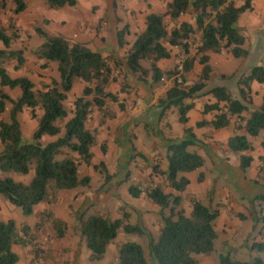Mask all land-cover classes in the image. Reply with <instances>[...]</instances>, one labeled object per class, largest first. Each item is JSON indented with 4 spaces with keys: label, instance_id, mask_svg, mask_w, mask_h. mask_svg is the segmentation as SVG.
<instances>
[{
    "label": "trees",
    "instance_id": "1",
    "mask_svg": "<svg viewBox=\"0 0 264 264\" xmlns=\"http://www.w3.org/2000/svg\"><path fill=\"white\" fill-rule=\"evenodd\" d=\"M11 15L25 8L24 0H11ZM75 0H46L51 9L65 5L71 6ZM6 6L0 0V13ZM250 9L249 0L235 5V0H168L163 12H148L144 16L143 29L135 34L130 43L124 39L127 27L115 31L117 49L124 47L123 53L102 55L86 45L71 42L61 35H49L39 28L35 32L41 39L33 54L44 61L56 62L58 78H50L41 88L25 76L11 77L6 63L15 62L13 68L22 66L24 58L21 49H13L10 43L17 36L14 18L7 19L6 27L0 26V197L7 203L20 209L23 216L32 212L33 206L47 201L59 190H69L86 186L88 176H79L77 165L91 164V147L95 134L87 127V121L93 109L101 118L110 115L106 105L117 102V93L107 90L111 82H116L118 92L129 93L140 89L145 102L152 99L153 89L165 79L170 85L150 103L145 112L154 113V123L146 124L154 133L166 110L177 109L178 120L183 124L182 135L176 138H163L166 167L153 169L163 175L166 186L182 193L188 183L184 173L195 171L203 165V157L189 147L197 140L192 128L186 126V111L192 106L186 99L209 95L213 101L205 102L201 112L214 111L209 120H200L196 127L209 125L213 129L223 128L230 123L235 129H243V134L234 133L226 140L227 149L237 154L236 170L244 173L251 157L245 152L251 149L246 135L256 137L261 134V147L264 150V92L258 105L253 103L252 81L264 84V67L252 64L246 69L231 74H219L215 81L213 68L209 64L208 53L226 50L233 58H245V37L243 28L237 25L240 15ZM189 14L192 22L183 20ZM168 19L166 21L165 19ZM9 30L11 32H9ZM195 41L193 53L190 47ZM125 47V45H127ZM170 48H175L178 60L173 68L162 70L157 61L170 57ZM200 64L195 78L186 82L184 74L190 71L194 63ZM180 63L181 69H176ZM83 86L80 94L73 97L70 105L66 103L75 79ZM18 89L16 97L9 96L4 90ZM9 107L5 109V104ZM27 109L29 118L35 119L36 127L26 140L22 136L18 114ZM52 140L42 142L44 136ZM258 172L264 171V157H259ZM99 173L107 177L102 163L92 165ZM31 176L26 182L14 180L9 173ZM197 180L201 179L198 174ZM261 190L252 196L257 201L259 215L254 218L264 227V183L252 181ZM132 195L140 190L134 185L128 187ZM210 193V192H209ZM144 196L156 204L158 210L155 234L146 231L141 225L123 223L121 219H110L100 214L80 216L75 223V231L85 242L90 260L102 258L106 245L110 243L119 228L125 233L146 235L147 258L142 247L134 241H125L116 248V264H198L196 255H207L213 248L216 237L214 230L218 209L199 199L189 198L188 209L181 205V194L163 191V185H148ZM48 216V214H47ZM53 227L60 232L64 223L53 219ZM60 229V230H59ZM27 225L20 228L14 220L0 219V264H15L18 257L12 250L13 244H25ZM251 248L264 250V239L252 242ZM226 264H264L259 257L248 261L221 259Z\"/></svg>",
    "mask_w": 264,
    "mask_h": 264
},
{
    "label": "crops",
    "instance_id": "2",
    "mask_svg": "<svg viewBox=\"0 0 264 264\" xmlns=\"http://www.w3.org/2000/svg\"><path fill=\"white\" fill-rule=\"evenodd\" d=\"M166 1L168 0H90L86 3L84 0H75V3L71 6L65 5L55 9H48L55 12L49 13V16H57L54 18L55 21L63 27L64 35L61 36L71 42L82 43L86 46L88 43H91L94 48H97L101 41L104 42L107 39L106 36L110 35L113 39L115 31L121 29L124 25L127 27L124 39L127 43H130L132 40L130 41L129 36L131 35L134 37L135 34L139 33L143 29L144 16L148 12H163ZM243 1L244 0H235V5H240ZM35 5V3L26 5L25 2V8L23 11L16 15H11L10 9L12 6L7 5L8 8H4L0 13V20L2 21V17H6V19H8L9 17H18L22 12H27L32 21V17L35 15L32 14V11L37 9L45 11L43 7L36 8ZM249 6L250 9L244 11L240 15L237 25L243 28V35L245 37L243 46L248 44L252 49H254L253 47L258 44V39L264 35V0H249ZM104 7L110 9L109 12H107V10L104 11ZM132 11L135 12L134 15L132 14ZM137 11H140V14L136 13ZM93 12L96 15L93 16ZM4 13L6 14L3 16ZM105 15V20H103L101 17H104ZM121 18L126 19V21L119 28L118 26L120 20H122ZM49 19L50 18H45L43 20ZM183 20L192 22L190 15L189 19L183 18ZM127 46L128 44L125 45V47ZM1 47L3 46L0 42V48ZM10 47L13 49H21L23 58H26V50L21 46L12 47V43H10ZM176 51L177 50L175 48H170V57L158 60L157 66L162 70H167L168 68L163 65L167 60H176V57L178 56H175ZM98 52L102 55H112L116 52L121 54L120 51L117 50V46L112 48L110 51L104 50L103 52ZM248 52L249 50H247L245 58H241L242 61L247 60L249 54ZM29 53L36 61V68L38 67L40 70L41 68L43 69L45 65L44 61L37 58L33 52ZM211 54L218 53H208V62L212 66L210 61ZM231 58L232 56L230 54L229 59ZM24 65H26V61L23 62L22 66V68L25 69ZM196 66H198L197 71H199L200 64L195 62L192 69L184 74L186 82L193 80L191 77V71H194ZM241 68L245 69L244 67ZM27 78L30 79V77ZM31 82L33 83L32 80ZM45 83L48 82L45 81L44 84ZM169 85L170 79H167L160 93H162ZM82 86V82L76 78L73 82L70 93L74 92L75 96H78ZM250 87L252 89L253 103L258 105L260 96L264 92V84L252 81ZM107 90L112 93H117L118 102L122 103L126 100V94L118 92V85L116 82H111ZM135 99V104L131 109L123 107V109L120 110L119 108H115V106L109 101L108 103L110 106L107 104L106 107L109 110L110 115L103 118H101L100 114L95 109L91 112V115L93 116L92 118L94 119L88 128L94 132L95 141L91 147V164L85 165L80 163L77 165L78 175H85L89 178V182L86 186H82L81 188L75 187L72 194L73 201H79L80 203L78 207L72 206L68 190H59L55 192L49 200L35 204L32 212L27 215V218H24L15 213L12 205L0 198V219L4 221L12 219L17 226L27 225L29 232L33 233L35 228L33 226L38 224L36 226H38L41 230L46 231V233L50 236L45 254L47 257H51V261L45 262V264H105V258L107 256L111 258L113 264H116L117 246L125 241L135 242V239L140 235L125 233L121 228H119L114 239L106 245L102 258L93 262L89 259V251L85 246L84 239L75 231V223L80 216H86L95 212L96 214L106 216L110 219H121L123 223L141 225L146 231L151 234H155L158 229L156 214L158 207L144 196L145 188L151 184L163 185L164 192L181 194L184 198L189 196L196 197L197 199L202 197L208 199L209 197L211 201H216L221 205H223L224 202H228L227 204L225 203L224 206L218 207L219 212L214 223L215 231L220 228H226L227 223L230 220L233 221L236 215H239V218H245L246 215L242 213L238 207L235 209H233V207H229V201L231 200H229V195L224 187H220L222 189L221 190L219 186L215 184V180L204 176L200 170V181H197L196 179V170L184 173L188 183L182 193H178L166 186L163 175L153 171L154 168L161 171L164 170L166 163L164 154L153 157V159L149 162L144 161L143 163L132 159L134 162L132 170L127 168V160L129 158L139 157L142 154L133 147L131 141V138L135 137L133 131L129 134V130H124V128L125 126L129 128L134 125L136 121H140V118L135 119L133 118V115L137 112H141L144 107L146 108L153 102V100L145 102L144 93L140 89L136 90ZM212 101L213 99L209 95L203 96L202 101H199L198 98L192 99V106L185 113L187 118L185 125L192 128V132L197 140L195 144L196 147L194 146V149L191 148V150H194L200 156L203 154L205 156H209L214 160V162L220 159L222 168H228L229 165L236 168L238 164L237 154L230 152L227 149L226 140L234 133L243 134V129L236 130L232 123L219 129H213L209 125L199 127L195 126L197 121L209 120L212 118L214 111L205 113L201 112L203 104L205 102L210 103ZM5 109H7L6 105ZM20 114L21 112L18 114V120L22 130V124L19 116ZM35 127V119L29 118L28 116L27 128H30L29 130L33 131ZM153 136V142L155 143V139L160 136V133H153ZM52 139L53 137L44 135L41 138V141L47 142ZM248 140L251 142V149L247 150L245 153L250 155L251 161L246 169L248 172L247 175H241V177H243L245 181L252 179L260 180L261 178H264V171L258 172L260 165L259 157H264V150L261 147V134L256 137H250ZM160 143L163 146V140H161ZM127 150H129L128 153L130 155L125 157V151ZM99 163H102L105 168V172L107 174L106 178H104L103 172L99 173L98 169H94L92 167V165ZM111 167L113 168L111 169ZM30 176L31 172L27 174V180ZM94 178L96 183L92 180ZM20 181L26 182L21 179ZM130 185H135L140 192L137 195H132L128 190ZM210 186V190H207ZM241 189L243 190V188ZM182 207L185 211L188 209L186 203H183ZM90 210H92V212H89ZM69 218L73 219L74 224L71 233L66 231L64 224L59 226L61 229L59 232L58 229L53 227L51 223V220L53 219L65 223V221ZM262 240L263 239H260V241ZM83 245L85 247H83ZM20 246L21 245L19 244L12 245V250L18 257L15 264H23L25 261H28L30 257L25 252V248L21 249Z\"/></svg>",
    "mask_w": 264,
    "mask_h": 264
},
{
    "label": "rangeland",
    "instance_id": "3",
    "mask_svg": "<svg viewBox=\"0 0 264 264\" xmlns=\"http://www.w3.org/2000/svg\"><path fill=\"white\" fill-rule=\"evenodd\" d=\"M6 1V7L12 6L13 3L11 0H5ZM86 3L90 0H84ZM120 1V0H119ZM154 1V0H152ZM27 4L35 3V7H43L45 11H40L39 9L32 11V14H35L32 17V21L30 19V16L27 14V12H22L18 17L14 18V26H15V32L17 33V36L14 40H12V47H19L21 46L23 49L26 50L24 61H26L25 69L22 68V66L18 69H14L13 66L15 62L10 61L6 63V68L8 71V74L10 76H25L30 77V79L33 81V84L36 88H41L44 85V82H49L50 78H58V73L56 70V62H48V64H45L43 69L36 68L35 64L36 61L34 60V57L29 53L33 52L41 43L40 37L37 35V33L34 31L35 28H39L45 33L49 35H64L63 27L58 24L57 21H55L54 17H50L49 13H55L53 11H50L48 7L46 6V0H24ZM8 5V6H7ZM11 7V8H12ZM104 11L107 10L109 12L110 9L103 8ZM93 11V10H92ZM135 12L132 11V14L134 15ZM136 13L140 14V11H137ZM6 13L3 14V16ZM48 14V15H45ZM96 15L93 12V16ZM106 15L101 18L105 20ZM137 17V16H136ZM49 20H43V19ZM189 19V14L183 15L182 19ZM119 22V28L124 24L126 19L121 18ZM6 17H2V21L0 20V26L6 27L7 21ZM168 21V19H165ZM117 24V23H115ZM9 32H11L9 30ZM115 36V35H114ZM106 40L103 42H100V45L97 46V48H94V46L91 43L87 44V47L94 51H101L104 50L110 51L112 48L116 46V41H114L115 37L112 39L110 35L106 36ZM134 38L133 36H129L130 41ZM129 41V42H130ZM195 41L192 42V45L190 47V54L193 53L194 47H195ZM257 46L253 47L252 49L250 45L245 44L244 48L246 50H249V54L247 57V60H243L241 58H231L230 53H228L226 50H223L222 52L218 54H211V64L213 69V77L212 81H215V78L218 77L219 74H231L233 72H239L241 70V67H244L245 69L252 63L260 64L264 67V35L260 37L257 41ZM120 51V53H123L124 47L117 49ZM28 51V52H27ZM229 59V60H228ZM23 61V62H24ZM178 60L170 59L165 61L164 67H167L168 69L173 68ZM198 66L194 69V71H191V77L192 79L195 78L197 74ZM241 68V69H240ZM167 79L163 80L161 83L155 86L153 89V95L152 99L153 103L155 102V99L159 96V93L161 92V89L163 88V85ZM171 82V80H170ZM46 84V83H45ZM136 90H131L129 93H125V98L121 104L123 107H128L129 109L132 108V106L135 104V97H136ZM9 96L16 97L19 93L18 89H12V90H4ZM130 94V95H127ZM161 94V93H160ZM75 97V93H69L68 98L66 100V103L70 105L71 100ZM202 97H195L192 99L198 98L199 101H202ZM192 99H186L185 102H191ZM115 108L118 107V103L111 102ZM144 103V102H143ZM108 106L109 103H107ZM6 108L9 107V103H6ZM107 106V105H106ZM145 107L141 112H137L135 115H133V118L138 119L140 118V121H136L134 125L127 128L125 126L124 130H129V134L131 131L135 134V137L131 138L133 147L138 150L142 155L137 157H132L127 160L128 169L132 170L133 168V161L137 160L141 163L144 161H150L153 159V157L159 156L164 154L165 155V149L160 143V137L163 138H176L180 137L182 135V128L183 124L179 122L178 120V113L177 109L172 107L169 110H166L165 114L162 116L161 121L156 127V131L160 133V136L155 139V143L153 142V133L154 130L151 129L149 126L154 123V113L148 115V113L145 112ZM120 110V109H119ZM20 121L22 124V136L24 139H28L30 136V133L32 130H29L30 128H27V109H23L21 111ZM6 113L3 112L0 114V118L5 119ZM90 115L89 121H87V127H89L93 121L94 118ZM148 124L149 126H146ZM232 125L235 127V125L232 123ZM90 129V128H89ZM250 137L246 135V139H249ZM194 146L189 147V149H194ZM196 147V146H195ZM129 150L125 151V157L129 156L128 153ZM204 153V152H203ZM203 157V165L199 167L196 172V177L199 174V170L202 172V174L208 178H212L216 181V185L219 186V188L224 187V189L227 191L229 195V207H233L235 209L236 207L239 208V210L244 213L246 216L245 218H239V215L235 216L233 221H229L226 225V228L218 229L216 231V237L213 240V248L207 255H196V258L198 260V264H226L222 262V258L227 257L228 260H234V261H248L252 259L253 257H259L262 261H264V250H257L254 248H251L252 242H259L260 239H264V227H262L260 222H255L254 218L259 215V208L257 201H252V196L261 190V187H256L253 184V180L258 181L259 183H264V178L258 179H252V180H244L241 175H247V170L242 174L239 172V170H236L237 168L228 166V168H222L221 167V160L218 159L216 162H214L213 159H211L209 156L202 155ZM166 167V163H165ZM164 167V169H165ZM113 167H111L112 169ZM9 176H11L14 180L20 181H26L27 175H19L16 173H9ZM94 183H96L95 178L92 179ZM91 180V181H92ZM200 181V180H197ZM82 186H78L77 188H81ZM243 188V190L241 188ZM211 186L207 189L210 190ZM220 188V189H221ZM75 188L68 190V195H70V202L72 206H79V201H73V192ZM222 190V189H221ZM224 191V190H223ZM1 198V197H0ZM189 196L188 197H182L181 205L183 203H186L188 206L189 203ZM197 199L196 197H193ZM2 199V198H1ZM185 199V201H184ZM3 200V199H2ZM203 204H207L208 201L204 197L199 199ZM226 202L223 203V205L219 204L216 201H211V204L218 207L224 206ZM228 203V202H227ZM226 203V204H227ZM14 207V206H13ZM15 213L18 214L20 217L27 218V216H22L20 213V209L18 207H14ZM89 212H92L90 210ZM219 212V210H218ZM264 213V208L262 210ZM238 213V212H237ZM92 214H96L95 212H92ZM14 215V214H13ZM16 217V216H13ZM216 220V219H215ZM38 225V224H36ZM34 225V233L29 232L27 230V235L25 236L26 243L25 244H19L21 245L20 248H25V252L27 255H29V260L25 261L23 264H45V262L51 261V257H47L45 252L47 245L49 243V235L46 233V231L41 230L38 226ZM65 229L67 232H72L73 230V219L69 218L64 223ZM22 225L18 226L19 228ZM135 242L138 243L144 252L145 257L147 258V237L146 235H140L135 239ZM23 246V247H22ZM83 247H85L83 245ZM105 264H113V261L109 256L106 258ZM91 261H97V260H91Z\"/></svg>",
    "mask_w": 264,
    "mask_h": 264
},
{
    "label": "built area",
    "instance_id": "4",
    "mask_svg": "<svg viewBox=\"0 0 264 264\" xmlns=\"http://www.w3.org/2000/svg\"><path fill=\"white\" fill-rule=\"evenodd\" d=\"M176 69H177L178 71H180V69H181V65H180V63L177 64Z\"/></svg>",
    "mask_w": 264,
    "mask_h": 264
}]
</instances>
